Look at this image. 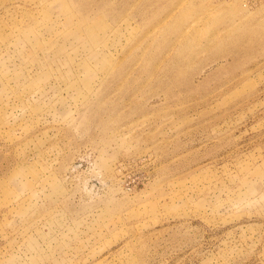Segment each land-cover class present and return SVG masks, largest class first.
<instances>
[{
  "label": "rangeland",
  "instance_id": "374dc122",
  "mask_svg": "<svg viewBox=\"0 0 264 264\" xmlns=\"http://www.w3.org/2000/svg\"><path fill=\"white\" fill-rule=\"evenodd\" d=\"M0 264H264V0H0Z\"/></svg>",
  "mask_w": 264,
  "mask_h": 264
}]
</instances>
